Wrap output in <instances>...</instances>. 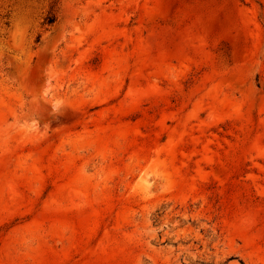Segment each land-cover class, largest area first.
<instances>
[{
    "label": "rangeland",
    "instance_id": "obj_1",
    "mask_svg": "<svg viewBox=\"0 0 264 264\" xmlns=\"http://www.w3.org/2000/svg\"><path fill=\"white\" fill-rule=\"evenodd\" d=\"M0 264H264V0H0Z\"/></svg>",
    "mask_w": 264,
    "mask_h": 264
},
{
    "label": "trees",
    "instance_id": "obj_2",
    "mask_svg": "<svg viewBox=\"0 0 264 264\" xmlns=\"http://www.w3.org/2000/svg\"><path fill=\"white\" fill-rule=\"evenodd\" d=\"M54 21H55V18H53V17H49V18H48V22H49V23H53Z\"/></svg>",
    "mask_w": 264,
    "mask_h": 264
}]
</instances>
